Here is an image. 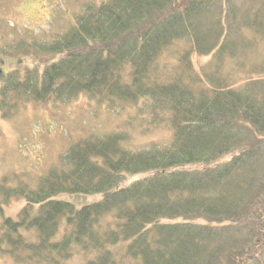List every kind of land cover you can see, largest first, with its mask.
I'll return each mask as SVG.
<instances>
[{
    "label": "trees",
    "instance_id": "16d2710c",
    "mask_svg": "<svg viewBox=\"0 0 264 264\" xmlns=\"http://www.w3.org/2000/svg\"><path fill=\"white\" fill-rule=\"evenodd\" d=\"M234 6L232 0H102L83 6L49 42H16L14 55H42L48 64L23 77L9 72L1 84L3 117L28 102L82 94L111 103L145 98L154 117L170 116L173 138L132 150L121 133L84 136L37 186L0 184L5 198L25 199L17 219L0 222L1 253L17 264H66L83 251L88 264H243L249 244L255 238L259 246L258 234L264 235L263 222L249 217L264 145L247 141L249 131L264 135V92L254 81L227 84L213 60L202 73L191 60V52L233 58L247 39L264 40V0H251L246 10ZM182 43L190 48L171 73H161L156 62ZM9 49L3 52L12 55ZM256 66L264 75V64ZM224 156L230 158L220 162ZM194 164L205 167H188ZM140 173L144 178L121 184ZM60 194L101 198L77 205ZM118 245L125 246L120 259L113 253Z\"/></svg>",
    "mask_w": 264,
    "mask_h": 264
},
{
    "label": "rangeland",
    "instance_id": "374dc122",
    "mask_svg": "<svg viewBox=\"0 0 264 264\" xmlns=\"http://www.w3.org/2000/svg\"><path fill=\"white\" fill-rule=\"evenodd\" d=\"M101 1L0 0V69H2L0 101L2 100L1 84L9 72L15 71L20 77H23L28 69L38 68L41 70L48 64L42 55L38 57L23 53L14 55L13 47L17 41L25 37L24 39L27 40L37 39V41L49 42L67 30L83 6L93 2L98 4ZM232 1L236 5L234 6L235 10H246L251 5V0L248 3L247 0ZM226 2L227 9L229 2ZM240 22L238 20L235 22L237 28H242ZM242 30L250 36L247 30ZM247 41L248 39L246 47L240 46V50L233 58L225 56L214 61L208 55L191 52L192 64L195 69H198V72L202 73V68L210 66V60H213L214 68L218 69L217 74L223 76L227 84L241 88L249 81H254L253 86L261 88V91L264 92V83L260 79L264 75L260 74L256 68V65L264 64V40L258 38L253 43H247ZM3 48L4 50L10 48L12 55L3 52ZM189 48V43L173 45L156 62L160 72L171 73L181 59L183 49ZM54 59H57V56ZM15 102L16 98H13L11 104ZM149 102L145 98L138 101L100 102L95 97L82 94L67 102L51 101L42 104L28 102L9 118L3 117L0 105V184L7 180L13 187L20 184L21 180H26L31 186H37L39 179L47 175L53 166L60 165V155L72 143L84 136L121 133L124 135V146L132 150H139L151 145L162 147L169 144L173 138L170 116H166V113L163 115L162 111L160 112L162 117H154L155 113L147 108ZM155 118L158 121H153ZM247 141L248 144L259 142L262 147L264 135L249 131ZM260 153L257 161L259 173L253 192V212L249 217L252 224L254 221V223L262 221L264 228V204H260V200L264 201V146ZM229 158L230 156H224L220 162ZM188 167L199 169L205 166L194 164ZM145 175V173L128 174L126 180L121 184L129 185L144 178ZM57 198L83 205L98 200L101 195L60 194ZM0 207H2L0 222L4 217L17 219L25 207V199L14 194L5 198L0 194ZM259 208H261L260 212ZM26 234L30 237L36 235L34 231ZM260 235L258 234L261 240L260 248L258 245V247L256 246L255 238L252 242L250 241L249 252L243 264H264V235ZM124 251V245L113 248V253L119 259ZM76 253L66 264H88L90 256L87 255V252ZM256 256L259 258L257 259ZM0 264L17 263L8 255L0 252Z\"/></svg>",
    "mask_w": 264,
    "mask_h": 264
}]
</instances>
